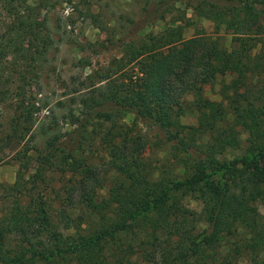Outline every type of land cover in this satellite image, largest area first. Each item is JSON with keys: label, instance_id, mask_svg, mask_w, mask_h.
I'll return each mask as SVG.
<instances>
[{"label": "trees", "instance_id": "1", "mask_svg": "<svg viewBox=\"0 0 264 264\" xmlns=\"http://www.w3.org/2000/svg\"><path fill=\"white\" fill-rule=\"evenodd\" d=\"M51 1L0 0V162H17L0 264H264V0H140L143 21L166 26L121 39L60 118L38 117L58 48ZM187 8L229 43L185 37ZM228 75L209 98L204 87ZM139 123L160 133L168 162L142 158Z\"/></svg>", "mask_w": 264, "mask_h": 264}, {"label": "rangeland", "instance_id": "2", "mask_svg": "<svg viewBox=\"0 0 264 264\" xmlns=\"http://www.w3.org/2000/svg\"><path fill=\"white\" fill-rule=\"evenodd\" d=\"M45 13L58 48L53 55L50 54L52 63L37 84L49 107L42 109L38 117L46 115L48 110L49 114H56L58 118L70 109L77 110L72 90L90 71L99 70L111 58L120 55L118 44L121 39L139 38L148 32H158L166 26L169 18L154 19L150 24L143 21V4L140 0H52L51 7L43 15ZM186 13L196 23L185 28V37L206 35L220 38L222 44L229 43L231 36L220 25L196 18L190 8L186 9ZM229 78L230 75L217 77L204 87L205 94L211 99H220L221 79L228 81ZM191 98L192 94H187L185 102H190ZM59 101L64 102L63 108L56 106ZM180 120L185 124H193L196 120L195 111L187 109ZM63 122L64 119L60 122L62 131L68 128ZM139 124L140 133L147 139V143L140 148L142 158L157 167L168 162L160 133ZM16 169L17 162L13 157L0 162L1 208L8 203L7 186L14 181ZM101 194H106V188L101 190ZM191 205L199 209L198 204L192 202Z\"/></svg>", "mask_w": 264, "mask_h": 264}]
</instances>
